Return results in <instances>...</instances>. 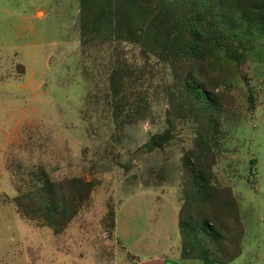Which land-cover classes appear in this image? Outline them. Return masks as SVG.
Wrapping results in <instances>:
<instances>
[{
  "label": "rangeland",
  "instance_id": "obj_1",
  "mask_svg": "<svg viewBox=\"0 0 264 264\" xmlns=\"http://www.w3.org/2000/svg\"><path fill=\"white\" fill-rule=\"evenodd\" d=\"M139 1L143 43L96 16L114 0H0V264H133L180 208L218 233L192 264H264V0Z\"/></svg>",
  "mask_w": 264,
  "mask_h": 264
},
{
  "label": "trees",
  "instance_id": "obj_2",
  "mask_svg": "<svg viewBox=\"0 0 264 264\" xmlns=\"http://www.w3.org/2000/svg\"><path fill=\"white\" fill-rule=\"evenodd\" d=\"M115 5L114 7H111L110 13L108 11L102 10L100 8L101 12H96L97 17L102 18L103 20H107L109 23H113L115 27V31L117 33V36L124 37L125 39L136 42V43H143L148 42V38L151 34V22L149 23L150 27L147 29L144 28L143 30L141 26L138 32L136 31V27L138 26L139 17L147 16L150 17V12L153 11V9H150L149 2H143L139 0H114ZM175 0H172V2ZM97 0H80V8L81 13L83 15L84 11L89 10L91 7H95ZM160 3L165 4L167 3L165 0H155L154 4L159 5ZM162 8H166V5L162 6ZM256 11L251 12L250 18L251 20H263L264 18V9L262 8V5L259 4L256 6ZM95 14V13H94ZM83 17V16H82ZM154 19V16H152L151 21ZM84 20V19H83ZM187 25V54L190 55L191 58L201 60L204 58V53L202 49V45L200 43V39L203 38V26L201 25L200 19L196 18L194 15H189L186 20ZM135 24H137L135 26ZM196 75V68L191 65L190 69L187 72V77H191V80H195ZM190 159L186 157L184 160V166L187 169L194 170L193 173V182L199 186L200 190H203L205 192V187L208 184L204 170L203 168H195V166L190 167ZM192 165V164H191ZM194 167V168H193ZM52 205L55 207V202L52 203ZM53 208V207H52ZM181 208L179 210V217L178 220L180 224V233L181 236H183L182 239V254L184 257H190V255L187 252V248L189 249L190 245H196V247L200 243V234H203L204 236L210 237H216L218 233L214 230L213 226L208 222L207 219H205L201 223L200 228H196L191 222L185 224V222H188L185 219H182V212ZM187 229L189 231H187ZM191 231V233H190ZM189 232V233H188ZM201 251L199 254L200 257L206 260V264H213L214 259L207 256L206 253Z\"/></svg>",
  "mask_w": 264,
  "mask_h": 264
},
{
  "label": "crops",
  "instance_id": "obj_3",
  "mask_svg": "<svg viewBox=\"0 0 264 264\" xmlns=\"http://www.w3.org/2000/svg\"><path fill=\"white\" fill-rule=\"evenodd\" d=\"M174 201L177 203V200L174 199L173 201H171L172 205L174 203ZM172 205H168V211L172 212ZM179 207V205L177 204L176 209ZM167 211V213H168ZM177 212V210H176ZM178 218V216H177ZM144 222L143 224H145V222L147 223L146 219H143ZM173 224H178L179 222H174L175 219L172 217L171 218ZM119 221V218H118ZM149 222V221H148ZM119 227V226H117ZM148 227H145V232H146V237L149 238L146 242H141L139 241L141 244L137 246V248L133 249L132 251L135 252L136 250H145L146 251V255L151 257L145 258L144 260H142L143 258H139L137 259L135 262H133V264H192V259L184 257L182 254V241L180 239V232H179V237L176 236V232L175 233H165L166 228H171V225H163V224H150L148 223ZM154 238L157 239H162L165 238L164 242L159 243L158 241H155ZM151 239V240H150ZM125 244V243H123ZM127 245V244H125ZM128 247V246H127ZM165 249V252H162L161 250ZM163 257H154V255H164ZM149 259V260H148Z\"/></svg>",
  "mask_w": 264,
  "mask_h": 264
}]
</instances>
